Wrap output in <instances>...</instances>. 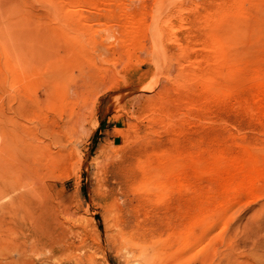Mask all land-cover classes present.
I'll list each match as a JSON object with an SVG mask.
<instances>
[{"label":"rangeland","instance_id":"374dc122","mask_svg":"<svg viewBox=\"0 0 264 264\" xmlns=\"http://www.w3.org/2000/svg\"><path fill=\"white\" fill-rule=\"evenodd\" d=\"M157 1H0V99L22 94L24 129L46 118L60 125V140L39 153L59 238L21 255L6 256L1 245L0 264H131L111 236L122 221L155 247L170 243L171 259L188 264L219 254L254 217L264 220V0L171 1L160 9L170 22L163 31L177 38L171 44L154 42ZM33 136L26 140L36 142ZM128 147L135 158L122 171L141 173L153 158L154 171L168 179L159 188L119 191L122 207L112 217L100 166ZM138 159L147 162L137 167ZM50 160L64 165L50 172ZM220 175L254 177L251 190L234 191V181ZM12 237L9 246L21 243ZM260 247L255 264H264V242Z\"/></svg>","mask_w":264,"mask_h":264},{"label":"bare ground","instance_id":"6f19581e","mask_svg":"<svg viewBox=\"0 0 264 264\" xmlns=\"http://www.w3.org/2000/svg\"><path fill=\"white\" fill-rule=\"evenodd\" d=\"M9 1H10V3L13 2V0L12 1L9 0ZM171 1H175V0H158L156 3L155 11H153L154 16H153V20H152V22H153L152 23V26H153L152 30H153V36H154L153 38H154L155 43L161 42V40H163L164 38H166V42L169 44L176 42L177 38H176V35H175L173 29H170L167 33H166L167 30L163 31V28H164L163 25H166L167 22H169V21L168 20L166 21L167 17L165 19H163V16L160 13V9L162 7L169 5ZM14 2H16V1H14ZM18 4H19V1H18ZM3 5L4 4H2V6L1 5L0 6L6 8L5 7L6 5L5 6H3ZM10 5H13V4H10ZM17 5H15V6L13 5V6L16 7ZM1 13L3 14V12H1ZM4 14H3V17H5ZM6 14H7V12H6ZM164 16H165V13H164ZM163 21H165V22H163ZM7 23L10 24L9 22H7ZM178 23H179V21H178ZM5 24H6V21H5ZM1 25L3 27L4 24H1ZM14 25H13L12 29L15 32L16 31L15 29L17 26H14ZM162 26H163V28H162ZM166 27H169V26H166ZM17 28H19V27H17ZM228 29H230V28H228ZM2 30H5V29H2ZM17 33H18V35L17 34L16 35L19 36V30L18 29H17ZM229 33H230V30H229ZM9 34H10V31H9ZM12 34H13V32L11 33V35ZM20 34L22 35V33H20ZM13 35H12V37L16 36V35H14V36ZM21 35L19 38H21ZM9 37H11V36L9 35ZM212 38H214V37H212ZM0 39H3V37ZM13 40H15V39H13ZM227 40H228V38H227ZM16 41H17V39H16ZM9 42H11V41L8 40V43ZM8 43H6V41H4V45L5 44L8 45ZM13 43L17 44L15 41ZM15 44H13V45H15ZM183 46L185 47V45H183ZM211 46L216 47V49H218L220 44L219 45L217 44L218 47L215 45V43H214V45H211ZM6 47H9V46H6ZM15 47H16V45H15ZM18 47L19 46L14 48V50L18 49ZM206 48H209V47H206ZM7 49H6V51H7ZM9 49H10V47H9ZM220 51H222V49ZM215 52H216V50H215ZM219 52H217V53H219ZM19 54H20V52H19ZM213 55H214V52H213ZM213 55H212V57H213ZM18 56H20V55H18ZM16 57H17V55H16ZM221 57H223V56H220V59H221ZM209 58L210 57H208L207 60ZM214 58H216L215 62H217L218 61L217 57L214 56ZM15 59L16 58L14 57L13 58V60H14L13 65L16 64ZM23 59H24L23 56H22V59H17V65L19 67L23 65L22 61H21ZM24 65H25V63H24ZM13 68H15V67H13ZM17 70L19 71L20 68H18ZM206 90H207V88H206ZM13 100H15L14 105L11 104V102ZM262 102H264V101H262ZM26 112L27 111L24 108L23 97H22V94L20 92L15 91V94L13 96L9 95L7 97H3L2 99H0V246L1 245L5 246L4 249L7 250V252L5 254L6 256H9L10 251H18L20 253V255L24 254L23 253L25 250L24 247L27 246V247L33 249V248L37 247V245H39L42 241L46 244V242L44 241L46 238L53 240V241H55L59 238V233H57V231L55 230V223H54L53 214H52V206L50 205V201L48 199L49 195L45 190L46 188L44 189V186L40 183V179L43 177L42 176L43 173L41 171L42 165H44V164L42 163L43 157H41V155L39 153H41V151H42V153L44 154L45 149L48 148V146H50V142L52 140L53 141L57 140L54 143H56L60 140V137H59L60 125L56 121H54L53 119L46 118L45 120H42V121L40 120V122L37 123L39 126L35 124L34 126H29V127H27V129H24L20 126L19 121H20V118L23 117ZM171 123H172V120H171ZM34 127L36 129H34ZM33 129L35 130V132L32 131ZM30 134L34 135L33 136L34 140H35V138H37L38 139L37 141H39V142L27 141L26 137H27V135H30ZM138 142H139V140H138ZM141 143H140V145H141ZM11 145H13V149H14L13 162H10V159H9V146H11ZM132 147H128L124 150H121L120 152H117L114 155H111V154L106 155L105 159L104 160L102 159L103 162H101L102 163L100 166L101 168L98 167L101 169V172H102L101 173L102 178L100 177L101 178L100 184L102 186H105V185L109 186V189L106 192H104V195H105L104 199H106V198L109 199L110 197H113L112 198L113 200L109 202V206H108V211H109L108 213H110L111 214L110 216H112V217L117 213V211L121 210L122 205L119 204L118 199L116 198L117 194L120 193L121 190H124L125 188H127V190H128V188H130V187H135V188L144 187V188H149V189L159 188V187H161V185L166 184V180L168 179V177L164 178L165 176L163 178L160 177V175H161L159 173L160 170L154 171L153 167L157 163L159 164V161L155 162V159H153V158L151 160L150 159V157L152 156L151 154H150L151 156H148V154H147V156L153 163L149 160L150 164H148V166L146 165L147 167L145 166L147 169L141 170L139 168V170L142 171L141 173H136L134 170L133 171L131 170L130 173L129 172L126 173L127 170L122 171V169L124 167L128 166L133 161L132 159L135 158L134 157L135 154H134ZM141 148H142V146H141ZM111 152L113 153V151H111ZM63 154L64 153H62V156H63ZM60 157H61V154H60ZM141 160H143V159H141ZM141 160L140 159L137 160V162H136L137 167L141 166L142 164H145L148 161L147 158H146L147 161L146 160L141 161ZM164 160L167 161V159H164ZM162 161L163 160H161L160 162H162ZM43 162H44V160H43ZM59 162L60 161L50 160V162L48 163V167L47 166L46 167L50 168V172H55V170L57 168H59V166L64 161H61V164ZM141 162H142V164H141ZM49 165H51L52 167H50ZM62 165H64V164H62ZM99 165H100V161H99ZM167 165L169 167L168 163H167ZM238 166H239V164L236 167H238ZM61 167H60V169H61ZM64 167H66V166H64ZM164 168L166 171L167 167H164ZM142 169H143V167H142ZM152 169H153V171H152ZM45 171H46V169H44V173H45ZM167 171H168V173H170V168H168ZM240 171H241V169H240ZM46 172H48V171H46ZM66 172L67 171L65 170V172H63V173H66ZM241 172H243V171H241ZM226 173L227 172H225V174ZM256 173H257V170H256ZM256 173H254V174H256ZM50 174L52 176V173H50ZM67 174H65V175H67ZM171 175H169V176L171 177ZM222 175H224V173ZM231 175H232V173H231ZM233 175H234V173H233ZM240 175H245V174L242 173ZM247 175L248 174H246V176ZM220 176H218L217 179ZM228 176H230V174H228L226 177L228 178ZM223 177H224V180L229 181L225 176H223ZM223 177H222V179H223ZM230 177L234 178L233 176H230ZM172 179H173V177H172ZM222 179H221V181H222ZM110 180H113L114 183L109 184ZM218 180H220V179H218ZM253 180H254V177H253L252 181ZM232 181H234L233 182L234 184H232L233 187H231V189L234 191H247V192H249L251 190V187H252L251 185L253 184V182L251 180H247V179L244 180V179H242V177L240 179H239V177H236V179H234ZM221 183H223V182H221ZM43 184H45V183H43ZM167 187H169V186H167ZM231 189L228 191L229 193L231 192ZM122 192H124V191H122ZM160 192L163 193V191H160ZM252 193H253V190H252ZM236 194H237V192H236ZM121 198L123 199V196ZM229 199H231V198H229ZM121 203H122V200H121ZM113 221H114V219H113ZM251 221L253 222L252 223L253 226H247V227L245 225L242 226L241 227L242 229L238 230L240 235L238 234V232L237 233L234 232V234H232V236H231L232 240H233L232 243L229 246L226 245L227 247L224 246V248L219 252V254L217 253L218 249H216L215 250L216 253L213 256L212 255L204 256V257H201L199 259H197V257H196V259L190 261L188 264H255V262L258 259L257 257H259L258 256V254H259L258 248H261L260 246L262 245V242H264V220L258 221L254 217V219H251ZM126 222L127 221H122V222H117V223L114 222L113 228H112V234L113 235H111V236L114 237V239L116 240L115 242L117 244H119V248L122 249V251H124V253L126 254L128 263H131V264H176L175 258H174L175 261L173 260V258L171 259V257H173V256H171L172 253L169 252L173 248L172 246H170V243H166L167 247L169 244V248L166 247V249H164V247H163V250L161 248H158L159 246L155 247L153 244H151L152 242L151 243H148L150 241L146 242L148 238L145 235H143L142 232H140V231L138 232L139 229H137V232L134 229L127 230V226H128L127 223L128 222L127 223ZM239 224H240V222H239ZM242 224H244V223H242ZM131 226H132V224H131ZM237 229H238V226H237ZM5 230H8V235H6ZM232 230H234V229H232ZM70 233L73 234L72 232H70ZM74 233H77V232H74ZM144 234H146V233H144ZM11 235L15 236V237H12V240H14V241L17 237H21V239H22L21 243L14 244L15 242H13V245L9 246L8 243H6V238L8 237V241H9ZM173 241H175V240H173ZM168 242H170V241H168ZM47 244H48V242H47ZM57 244H59V243L57 242ZM62 244H64V243H62ZM172 244H173V242H172ZM27 249H26V251H27ZM51 251H52V249H51ZM198 251H199V249H198ZM2 254H3V252H2ZM190 255H192V254H190ZM191 257L192 256H190V258L188 257L187 260L188 261L191 260ZM21 264H22V262H21Z\"/></svg>","mask_w":264,"mask_h":264}]
</instances>
